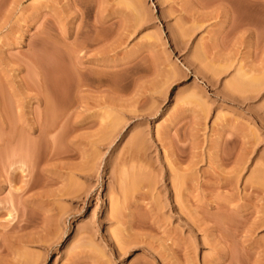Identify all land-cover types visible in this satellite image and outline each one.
Listing matches in <instances>:
<instances>
[{
  "label": "rangeland",
  "instance_id": "1",
  "mask_svg": "<svg viewBox=\"0 0 264 264\" xmlns=\"http://www.w3.org/2000/svg\"><path fill=\"white\" fill-rule=\"evenodd\" d=\"M0 264H264V0H0Z\"/></svg>",
  "mask_w": 264,
  "mask_h": 264
}]
</instances>
